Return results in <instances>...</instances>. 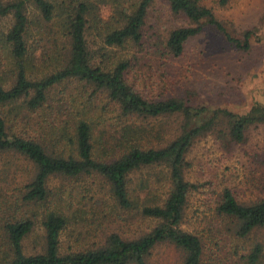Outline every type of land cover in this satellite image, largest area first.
<instances>
[{
    "label": "trees",
    "instance_id": "trees-1",
    "mask_svg": "<svg viewBox=\"0 0 264 264\" xmlns=\"http://www.w3.org/2000/svg\"><path fill=\"white\" fill-rule=\"evenodd\" d=\"M153 1L0 0V19L11 17L12 21L0 36V49L8 56L10 67V76L0 78V155L9 154L34 169L30 181L17 189L15 202L4 200L2 187L8 181L0 177V204L15 205L13 213L0 224L5 246L0 250V264H148L152 250L161 244L181 253L180 264H203L201 236L180 227L189 196L198 189L184 178L189 167L187 154L194 140L217 123L223 125L221 133L230 143H243L250 127L264 124V104L255 102L245 113H237L190 107L176 98H146L131 81L130 72L137 64L132 49L143 44V28ZM201 1L165 0L171 16L187 22V26L168 32L165 42H161L165 53L179 57L185 43L205 27L222 35L234 48L248 51L254 32L233 35ZM227 1L220 0L219 5L225 6ZM30 6L37 11L34 21L29 19ZM102 6L110 9L106 19L101 15ZM32 26L48 36V47L41 45L43 38L31 42ZM70 82L77 83L87 96L79 94L67 103L59 93L53 100V91ZM99 96L107 100V105L96 100ZM18 102L24 124L47 107L49 116L57 115L47 122L45 137H25L9 131V120L1 110L15 107ZM108 108L117 113L119 121L117 126L110 125L112 132L103 131L107 121L103 115L111 112ZM168 116L181 120L177 134L159 147L144 146L142 138L150 130L135 122ZM129 120L132 122L126 123ZM160 168L166 170L168 181L161 196L153 193L151 180L140 179L137 187L131 188V174ZM83 175L104 178L110 199L119 209L154 225L134 238L112 233L97 248L62 252L60 236L71 223L69 201L63 194L54 193L48 182L54 177L74 179ZM30 206H44L43 249L34 255L24 254L22 248L34 227L33 218L25 211L19 212ZM215 212L230 224L227 231L239 239L264 228V198L240 203L231 189L224 188L215 202ZM261 252L262 247L256 245L248 254L241 253L240 258L247 264H258ZM234 254L238 255L236 250Z\"/></svg>",
    "mask_w": 264,
    "mask_h": 264
},
{
    "label": "rangeland",
    "instance_id": "rangeland-1",
    "mask_svg": "<svg viewBox=\"0 0 264 264\" xmlns=\"http://www.w3.org/2000/svg\"><path fill=\"white\" fill-rule=\"evenodd\" d=\"M1 1L6 3L12 0ZM219 2L202 0L201 4L211 9L217 20L233 35L240 36L246 31H253L248 51L234 48L222 35L205 27L199 35L185 43L179 57L168 56L161 42H165L170 30L187 26V22L171 16L165 0L153 1L143 28V44L132 49L137 64L130 72L131 81H135L137 89L146 98H176L190 107H203L208 111L225 109L237 113H245L255 102L264 104V0H228L225 6H220ZM30 10L32 13H29V19L34 21L37 11L32 6ZM101 15L104 19L109 17L108 6L101 7ZM11 22V17L0 19V36L7 32ZM31 31L32 43L43 38L41 45L48 47L47 35L42 36L33 26ZM89 39L91 41L92 38ZM127 57L132 58L131 55ZM7 60L8 56L0 49V78L10 76ZM65 85L53 91V100L59 93L67 103H70L71 97L79 94L87 96L77 83ZM96 100L107 105L103 96ZM20 103L1 110L9 120V131L25 137H45L48 133L47 122L50 117L57 115L49 116L50 110L47 107L45 112L33 114L32 119L24 124ZM108 110L111 112L103 115L107 120L103 124V131L112 132L110 125L117 126L119 121L117 113L113 109ZM61 118L64 119L63 116ZM124 121L121 120L123 124ZM130 122L132 120L126 123ZM135 123L150 130L142 138V144L146 147L164 145L177 134L182 124L177 116L138 120ZM221 130L223 125L217 123L210 132L197 137L187 154L189 167L184 171V178L197 185L198 189L189 196L180 227L201 236L204 245L203 264H247L246 260L240 258V254H248L256 245L262 247L258 264H264V228L255 230L247 238L239 239L227 231L230 224L215 212V202L224 188L231 189L240 203H252L264 198V124L250 127L241 144L230 143ZM148 173L152 176L149 177ZM154 174L157 176L154 177ZM33 175L34 169L29 163L9 154L0 155V177L8 181V185L2 187L5 190L4 200L15 202L17 189L28 183ZM130 179L131 188H136L140 179L151 180L155 185L153 193L157 197L163 194L168 185L164 168L143 170L131 174ZM48 186L54 193L68 197L69 201L67 213L71 223L60 236L62 252L97 248L112 233L122 238H134L149 231L154 225L153 221L142 220L140 216L119 209L110 199L109 184L100 176L83 175L74 179L54 177L49 180ZM14 202L0 204V224L13 213ZM43 209L44 206H30L19 210L21 213L25 211L34 221L31 233L22 242L26 255L42 252ZM4 249L0 232V250ZM235 250L239 256L234 254ZM180 263L181 253L167 244L155 247L148 258V264Z\"/></svg>",
    "mask_w": 264,
    "mask_h": 264
}]
</instances>
